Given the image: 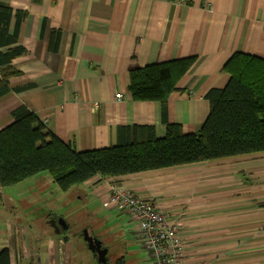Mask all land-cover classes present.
<instances>
[{"label":"crops","instance_id":"obj_1","mask_svg":"<svg viewBox=\"0 0 264 264\" xmlns=\"http://www.w3.org/2000/svg\"><path fill=\"white\" fill-rule=\"evenodd\" d=\"M0 4L13 10L8 35L14 32L15 12L26 13L16 43L0 45V52L23 48L21 55L0 64V77L7 66L19 71L0 94V130L11 124L12 111L25 103L46 129L78 151L114 145L120 126L154 125L156 135L163 134L160 103L133 100L129 93L131 69L194 57L168 96L165 113L167 122L179 123L185 133H192L209 111L205 93L228 82L222 67L232 54L264 57V0H0ZM257 154L264 152L94 177L66 192L54 185L47 172L0 186V250L8 248L10 264H85L89 258L101 264L85 242L89 256L83 246L74 247L69 224L62 219L63 208L56 206L68 208V198L75 195L76 200L91 199L112 212L99 198L112 183L154 200L179 218L185 245L180 264H235L230 260L237 246L232 239L237 227L246 231L247 217L251 224L255 204L211 195L206 191L214 190L218 175L205 180L211 166ZM261 170L264 177V161ZM36 178L48 185L55 202H43L47 188L36 195ZM256 206L262 209L264 203ZM123 218L131 226V234L119 233L126 255L120 256L123 264H150L135 223L127 214ZM110 224L122 226L120 221ZM36 227L46 231L41 239ZM100 241L107 255L109 247ZM119 258L112 257V264Z\"/></svg>","mask_w":264,"mask_h":264},{"label":"trees","instance_id":"obj_2","mask_svg":"<svg viewBox=\"0 0 264 264\" xmlns=\"http://www.w3.org/2000/svg\"><path fill=\"white\" fill-rule=\"evenodd\" d=\"M12 13L7 4H0V45L17 41L20 20L26 13L15 12L14 32L8 35ZM22 52L19 46L0 52V64ZM193 60L156 62L129 71L132 99L160 103L161 136L156 135L154 125L120 126L114 145L78 151L46 129L27 104L16 107L11 124L0 130V186L6 188L47 172L66 192L94 177H120L264 152V57L239 51L232 54L222 67L229 76L226 85L204 95L209 111L197 131L185 133L179 123L167 122L168 96ZM17 74L19 71L10 66L1 70L0 94L8 90L9 78ZM0 264H10L8 248L0 250ZM116 264H123V258Z\"/></svg>","mask_w":264,"mask_h":264},{"label":"rangeland","instance_id":"obj_3","mask_svg":"<svg viewBox=\"0 0 264 264\" xmlns=\"http://www.w3.org/2000/svg\"><path fill=\"white\" fill-rule=\"evenodd\" d=\"M263 161V154L237 157L231 161H222L217 166H211L214 168L210 169L209 178L205 180H210L212 175H218L215 179L216 183L213 188L214 190L206 191L211 195L218 194V196L224 199H231L230 202H235L237 204L242 203V201L255 204L252 206L251 224L248 225L249 222L247 217L246 231H241L237 227L236 237L232 239V242L237 246L232 248L233 251H231L230 254L231 263L264 264V207L260 209L256 206L257 203H264V184L261 183L264 181V177L261 175V163ZM240 169H243L242 174L238 172ZM213 170H216V172ZM228 172H231V174H226ZM36 179V183H38L39 187L36 195H39L40 191H44L48 185L42 184L43 181L39 180V178ZM76 189L77 188H75V190ZM47 190L46 197H44L46 201L44 200L43 202L45 204L55 202L56 196L51 193V189L47 188ZM76 193H78V191H76ZM70 197L72 198H68L67 200L68 208L64 209L66 206L64 207L61 204L57 205L56 208H63L61 210L62 219H66L69 224L67 233L70 234L74 247L77 245L83 246L85 254L88 256L91 254L89 250L86 249L81 237L82 230L84 228H90V232L95 234L99 240H103L102 242L109 247V252L106 255L108 264H112L111 259L114 256L118 258L122 255L126 256L122 245L123 239L119 234L121 232L123 235L129 232L131 234V226L128 224L127 218H123L125 213L109 212L100 205H96L95 201L91 199L76 200L75 195H71ZM111 221H120L122 222V226L117 228V226H113L114 224H110ZM92 223L94 225L96 224V226L91 227ZM45 224L38 223L41 227H46L47 224L46 226ZM36 228L37 236L40 239L45 236V232L48 229L50 231L52 230V227L49 225L45 228L46 231L39 227ZM85 264H95V261L89 258V260H85Z\"/></svg>","mask_w":264,"mask_h":264},{"label":"built area","instance_id":"obj_4","mask_svg":"<svg viewBox=\"0 0 264 264\" xmlns=\"http://www.w3.org/2000/svg\"><path fill=\"white\" fill-rule=\"evenodd\" d=\"M122 98L121 93H115ZM46 123V122H45ZM100 192L101 205L112 212H122L135 223L143 251L150 264H180L184 253L181 222L167 208L152 199L138 196L131 189L108 183ZM62 264H68L66 261Z\"/></svg>","mask_w":264,"mask_h":264},{"label":"water","instance_id":"obj_5","mask_svg":"<svg viewBox=\"0 0 264 264\" xmlns=\"http://www.w3.org/2000/svg\"><path fill=\"white\" fill-rule=\"evenodd\" d=\"M81 234L82 239L86 243V247L96 255L97 261L101 264H107V249L105 247H102L101 241L97 237L91 235L87 228H84Z\"/></svg>","mask_w":264,"mask_h":264},{"label":"flooded vegetation","instance_id":"obj_6","mask_svg":"<svg viewBox=\"0 0 264 264\" xmlns=\"http://www.w3.org/2000/svg\"><path fill=\"white\" fill-rule=\"evenodd\" d=\"M94 236V235H93ZM103 247V246H102Z\"/></svg>","mask_w":264,"mask_h":264}]
</instances>
